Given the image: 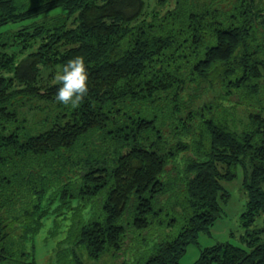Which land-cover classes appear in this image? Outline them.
<instances>
[{
  "label": "trees",
  "instance_id": "trees-1",
  "mask_svg": "<svg viewBox=\"0 0 264 264\" xmlns=\"http://www.w3.org/2000/svg\"><path fill=\"white\" fill-rule=\"evenodd\" d=\"M174 1L161 14L144 0H0V264H37L51 215L66 224L49 264H84L82 250L181 264L221 218L238 167L240 245L200 248L193 264H264V0ZM77 55V105L56 101V83L36 88ZM191 89L214 93L193 108ZM31 98L53 106L40 127L19 115Z\"/></svg>",
  "mask_w": 264,
  "mask_h": 264
},
{
  "label": "rangeland",
  "instance_id": "rangeland-1",
  "mask_svg": "<svg viewBox=\"0 0 264 264\" xmlns=\"http://www.w3.org/2000/svg\"><path fill=\"white\" fill-rule=\"evenodd\" d=\"M146 3V12L149 13L152 10H155L159 13H164L168 9H172L175 6L174 0H167L166 4L159 5L156 0H144ZM19 26V25H18ZM18 26H12L11 32H15L18 30ZM7 27L1 29L2 32H6ZM8 33V31H7ZM10 34V33H9ZM38 43H35L37 46ZM12 51H16L18 56H22L25 53H29L31 50H27L25 53L21 54L20 46H11L9 47L8 52L12 53ZM58 69L54 70V72L41 71L40 75L36 81V88H38L41 92L47 90L48 87L55 84V74ZM192 96V107L199 106L203 101L211 100L212 94L214 91H188ZM195 92L196 93L195 95ZM187 95V94H186ZM186 100H189L187 96H185ZM225 106H230L225 103ZM37 107V108H36ZM261 108L264 109V99L262 101ZM53 106L48 105L45 102L36 100L35 98L27 99L22 102V107L19 110L20 117L27 120L29 126H38L43 125V121L45 119L51 118L54 116L52 112ZM245 114L243 112L242 107H237L235 112L236 125L238 126V130L241 129V120L245 122ZM243 124V122H242ZM220 172L223 173L224 167L219 166ZM242 168L238 167L236 170V177L231 181H223L222 185L230 194V201L227 206L224 207V211L220 219H218L213 227L210 230V234H200L198 238V245H191L187 248L186 254L183 256L181 260V264H193L199 255L200 248L212 245L217 242L226 243L229 242L233 245H240V236L242 234V229L240 227V214L244 209V205L246 204V196L242 189V180H243V172ZM264 190V184L262 185ZM86 215V212H85ZM63 219L60 217H54L53 215L49 216L43 223L40 231L34 238V247H35V256L37 260V264H49L50 261L54 257V252L56 249V245L58 240L63 237L65 222H62ZM257 224L261 223V218L257 219ZM84 264H111V258L109 256H104L99 260L90 259L84 250L81 251L80 254ZM108 257V258H107Z\"/></svg>",
  "mask_w": 264,
  "mask_h": 264
},
{
  "label": "clouds",
  "instance_id": "clouds-1",
  "mask_svg": "<svg viewBox=\"0 0 264 264\" xmlns=\"http://www.w3.org/2000/svg\"><path fill=\"white\" fill-rule=\"evenodd\" d=\"M55 99L59 103L77 105L88 91V71L83 56L70 58L56 72Z\"/></svg>",
  "mask_w": 264,
  "mask_h": 264
}]
</instances>
